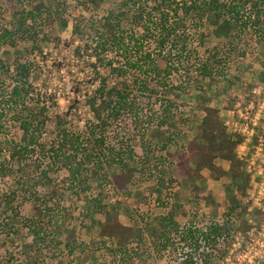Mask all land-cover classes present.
I'll return each mask as SVG.
<instances>
[{
  "label": "rangeland",
  "instance_id": "rangeland-1",
  "mask_svg": "<svg viewBox=\"0 0 264 264\" xmlns=\"http://www.w3.org/2000/svg\"><path fill=\"white\" fill-rule=\"evenodd\" d=\"M60 8L62 21L59 18L49 19L44 13L37 16L35 22L27 17L25 27L29 31L24 32V27H19V21L25 18L27 12L33 11L30 0H0V59L11 71L16 62L30 68L28 80L35 92L40 93L41 104L49 106L51 121L42 136L46 148L57 139L55 115L63 117L69 134L79 138L75 144L78 163L85 148L96 153L101 151L105 155L113 149L112 155L121 147H127L129 140L136 137L135 144L139 145L136 146L134 162L129 163L136 168L134 179L126 186L112 176L104 181V176L90 174L88 180L80 185L65 164L45 158L48 157L47 152L37 150L28 160L31 171L26 174L17 172L15 162L7 175H0V195L13 198L11 206L19 218L39 219L44 231L46 229L47 241L58 240L57 245L53 243L43 248V256L49 264H179L183 255L190 251V247L181 241L182 232L192 224L199 226L212 218L222 220L232 194H237L240 202L245 195V192L237 193L235 185L229 180H213L206 172L199 177L194 170L198 155L205 150L200 130L201 105L208 104L211 99L220 105L229 101L232 106L231 103L235 101V104L239 98L250 97L256 88H261L260 94L264 98V67L261 65L264 44L260 38L264 34L260 26L253 23L255 12L248 9L244 13L243 22H248L249 35L239 41L240 51H225L219 46L220 39L208 33L202 38L197 35V39L191 42L189 50L193 54L206 48L211 54L217 47L225 56V63L213 75L216 82L201 81L200 77L193 79V73L184 75V70L169 78V84L181 88L173 91L180 95L177 103L181 114V120L176 117L175 122L168 126L178 133L173 141L166 139L169 136L166 127L149 123V117L164 108L163 95L166 94L157 91L149 96L148 92H137L134 97L137 114L123 113L117 120L110 121L102 134L98 133L105 138V149L100 150L93 146V138H89L90 125L96 120L88 107V96L99 84L92 66H96L100 75L109 78L108 84L112 85L118 79L111 76L108 62L112 60L113 66L117 67L124 64L123 57H119L115 49L99 55L100 60L92 50H84L78 57L75 50L85 41V34L89 38V33L85 30L83 36L74 35L73 24L79 21L80 15L89 19L88 11L73 0H67ZM55 9L58 10L57 6ZM104 12L105 8L99 11L93 9L89 13L96 18ZM5 31L8 34L3 37ZM129 39L130 33L127 35ZM12 41L14 45H11ZM157 59L161 67L169 65L161 56ZM178 63L176 61L174 65ZM10 72L2 70L0 75V82H5L0 83L2 108L6 98H2L1 94H6L3 86L9 84ZM128 73L123 79H129L131 83ZM4 121H10L9 115L4 116ZM13 129V136H20L16 128ZM5 158L7 155L4 152L0 161H5ZM102 158L99 161L103 163ZM42 170L48 173V179L43 182L39 178ZM205 193L211 194V200L205 197ZM173 203L180 204V209L175 210ZM188 209L195 210L197 216H188V212L184 214L183 210ZM172 210L175 211L173 220L180 232L173 227L166 229L170 231L172 240L160 253L153 246L151 235L155 229L163 228ZM109 211L118 214L128 225L140 226L150 241L139 245L131 243L127 250L128 260L119 258L123 251L115 250L117 255L113 254L108 244L101 242L100 225ZM6 214H12L10 207L1 202L0 220ZM12 226L17 227V223ZM31 240L27 229L22 234L3 235L0 238V264H24L26 261L19 248L23 242ZM220 247L223 249L224 246ZM82 251L90 255L89 258L80 256ZM59 258L62 260L57 261Z\"/></svg>",
  "mask_w": 264,
  "mask_h": 264
},
{
  "label": "trees",
  "instance_id": "trees-1",
  "mask_svg": "<svg viewBox=\"0 0 264 264\" xmlns=\"http://www.w3.org/2000/svg\"><path fill=\"white\" fill-rule=\"evenodd\" d=\"M73 1L88 11L89 19H91L89 22L86 16L80 15L79 21L73 24L74 35L83 36L85 30L89 33V38L85 34V41L76 48L77 56L80 57L84 50H92L100 60L99 55L115 49L119 57H123L124 64L117 67L113 66L112 60L108 62L111 76L118 79L112 85L108 84L109 78L100 75L96 66H92L99 79V84L93 94L88 96V107L96 120V123L90 125L89 138H93V146L100 150L105 149V138L101 134L110 121L117 120L123 113L134 116L137 114L134 98L137 92H148L149 96L157 91L166 94L163 95L165 97L164 108L149 117L151 120L149 123L152 126L166 127L169 134L166 139L173 141L178 133L168 126L175 122L176 117L181 120L177 103L180 95L173 91L181 88L169 84V78L184 70V75L193 73V79L200 77L201 81L207 79L209 82H216L213 75H216L221 64L225 63L223 61L225 56L217 47L211 54L207 52L208 48L193 54L189 47L191 42L197 39V35L201 38L205 33L214 35L220 39L219 46L225 51H240L239 41L249 35L248 22H243L244 13L248 9L255 12L253 23H257L264 34V15L262 14L264 0ZM66 2L67 0H30L33 11L27 12L25 18L19 21V27H24L23 31L28 32L29 28L25 27L27 17L35 22L37 16H42L43 13L48 15L49 19L59 18L62 21L59 11ZM55 6L58 10H54ZM103 8H105L104 14L92 18L90 10L99 11ZM129 33L131 39L127 40ZM136 33L138 35L134 36ZM7 34L8 31H5L3 37ZM260 38L261 43L264 44V35ZM11 45H14L13 41ZM158 56L167 60L169 65L161 67L158 63ZM174 58L179 62L176 65H174L176 62ZM261 65L264 67V61ZM2 70L6 73L11 71L9 66L0 59V75ZM127 72H129L131 83L128 82L129 79H123V77L126 78ZM29 73L30 68L26 64L16 62L9 74V84L3 86L6 88V94H1V97L6 98V101L2 104L3 108L0 107V158L4 152L7 158L5 161H0V175H7V171L13 169L12 163L15 164V162L17 172L28 173L31 171L29 159L32 153L45 150L48 154L45 158L65 164L72 177L80 185L88 180L90 174L104 176V181L112 176L118 181L121 180L126 186L132 182L136 168L129 163L134 162L136 146L139 145L135 144L136 137L129 140L127 147H121L120 151L112 155L113 149H109V155H105L101 151L96 153L85 148L82 150L78 163V150L75 144L78 143L79 138L77 135L69 134L63 117L55 115L57 139L49 148H46L47 144L42 142V136L51 121L48 114L49 106L41 104L40 93L35 92L32 83L28 80ZM0 83L5 82L2 80ZM225 104L229 106L230 103L227 101ZM201 110L203 114L200 130L205 150L196 159L194 174L201 177L202 173L206 172L213 180H229L235 185L237 193L245 192L249 187L250 177L244 169L243 162L236 154V148L243 140L242 136L232 131L227 132L228 128L219 117L217 108L202 104ZM6 114L10 117L8 123L4 121ZM13 127L16 128V132H19L17 133L20 134L19 137L13 136ZM101 156L103 163L102 160L99 161ZM39 178L42 182L48 179L47 170H42ZM156 191L159 192L158 189ZM210 195V193H205V197L211 200ZM12 199L10 196L0 195V203L4 202L12 212L0 220V238L3 235L9 237L13 233L22 234L27 229L32 240L23 242L19 248L26 261L24 264H49L43 256V248L53 243L57 245L58 240H46L48 239L47 232L39 223V219L19 218L17 211L11 206ZM180 207V204H174L175 210ZM172 211L168 214L169 219L163 223V228L158 231L155 229V234L151 235L152 244L160 253L171 244L170 231L166 229L173 227L175 231L180 232L173 220L175 211ZM183 211L186 215L188 212V216H197L193 209ZM248 219L246 207L237 198V194H232L230 205L223 212L221 222L212 218L204 223L201 222L199 226L192 224L182 232L181 241L191 248L192 253H186L179 264H208L215 255L221 256L231 244L228 240L231 232L249 228ZM16 223L17 227H13L12 225ZM99 236L103 244H108L113 254L115 250L124 252L123 255H119L122 260L130 258L127 250L131 243L139 245L150 242L140 226L128 225L122 217L110 211L100 225ZM220 238L224 239L223 249L218 247ZM196 253L199 256L194 259ZM80 256L87 259L90 255L82 251ZM60 260L62 259H57V261Z\"/></svg>",
  "mask_w": 264,
  "mask_h": 264
},
{
  "label": "built area",
  "instance_id": "built-area-1",
  "mask_svg": "<svg viewBox=\"0 0 264 264\" xmlns=\"http://www.w3.org/2000/svg\"><path fill=\"white\" fill-rule=\"evenodd\" d=\"M260 93L261 88H256L250 97L239 98L229 110L230 120L225 122L230 132L243 138L236 154L250 177L242 197L250 226L232 231L228 238L230 246H225V252L212 257L208 264H264V98ZM219 242L218 247L224 246L223 238ZM194 256L196 259L199 254Z\"/></svg>",
  "mask_w": 264,
  "mask_h": 264
},
{
  "label": "crops",
  "instance_id": "crops-1",
  "mask_svg": "<svg viewBox=\"0 0 264 264\" xmlns=\"http://www.w3.org/2000/svg\"><path fill=\"white\" fill-rule=\"evenodd\" d=\"M209 101L210 102L208 104L205 103V105L217 108L219 110V117L221 118V120L224 123L227 122L228 120H230L229 110L234 107V103L232 104V106L231 105L226 106V104H225L226 102L225 103H222L220 105V104H216V102L214 100H211L210 99ZM227 132H230V131L227 129Z\"/></svg>",
  "mask_w": 264,
  "mask_h": 264
}]
</instances>
